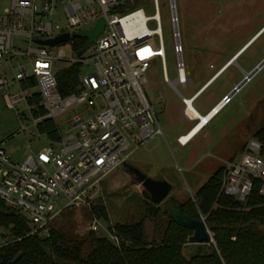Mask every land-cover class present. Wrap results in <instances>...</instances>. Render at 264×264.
I'll return each instance as SVG.
<instances>
[{
  "label": "built area",
  "instance_id": "built-area-1",
  "mask_svg": "<svg viewBox=\"0 0 264 264\" xmlns=\"http://www.w3.org/2000/svg\"><path fill=\"white\" fill-rule=\"evenodd\" d=\"M129 3L0 0V89L4 103L19 119L28 117L35 129L45 121L54 122L58 133L55 143L36 153L30 151L20 163L10 161L0 144V203L28 219L32 225L25 221L28 235H47L50 223L67 210L91 211L101 181L126 163L130 139L144 144L156 136L164 137L143 91L152 60L160 61L163 82L180 98L184 117L195 122L187 114L197 93L185 99L176 88H184L187 81L175 0H169L173 82L167 78L157 0L148 4L153 8L150 16L141 7L127 11ZM99 19L105 22L103 31L77 57L85 40L80 39L83 45L79 47L72 35L93 29ZM149 24L154 27L149 28ZM63 34L69 36L63 45L49 48L35 43ZM22 43L26 45L23 51ZM74 64L89 66L91 73L79 77L76 93L62 97L56 74ZM67 113L71 115L64 122L66 128L60 130L55 120ZM21 131L29 132L22 126ZM176 143L185 147L188 141H182L181 136ZM222 167L219 195L244 206L256 182L264 200L263 143L249 139L239 157ZM61 200L64 203L60 206ZM88 231L102 232L115 248L120 247L113 228L97 219L91 221ZM209 244H213L212 239Z\"/></svg>",
  "mask_w": 264,
  "mask_h": 264
},
{
  "label": "rangeland",
  "instance_id": "rangeland-1",
  "mask_svg": "<svg viewBox=\"0 0 264 264\" xmlns=\"http://www.w3.org/2000/svg\"><path fill=\"white\" fill-rule=\"evenodd\" d=\"M157 3L167 78L173 82L176 75L169 0H157ZM175 3L187 81L184 88H176L183 98L189 99L210 78L227 68L231 59L241 51L237 60L235 58L225 72L210 80L202 89V95L192 103L194 110L204 115L217 102H225L222 100L244 80L245 75L250 74L264 60V30L249 44L264 28V0H175ZM148 4H151V0L130 1L127 11L141 7L147 16L153 15L152 5ZM153 27V24H149V28ZM18 42L16 39L15 43ZM20 47L23 51L26 45L22 43ZM66 57L71 58L69 51H66ZM90 73L89 66H82L79 77ZM145 78L143 91L164 137L156 136L144 144L130 139L126 163L150 179L166 180L171 185L167 199L158 205L153 204L141 184L120 166L101 181L92 199V206L97 202L103 206L107 223L99 219L93 209L67 210L58 215L50 223V227L69 236L83 238L91 233L88 225L93 219L112 228L115 225L143 221L146 242L160 245L169 222V199H176L186 207L185 210L193 207L197 218L204 221V216L199 214L193 204L192 193L206 182L211 174L209 169L236 160L246 142L253 139L256 131L264 124V65L183 148L176 144V138L184 135L197 121L190 122L183 116L184 106L171 86L163 82L158 59L150 62ZM11 89L13 92V88ZM159 94L162 95L161 98ZM21 108L22 106L18 110ZM70 115L71 113H67L55 120L60 130L66 128L64 122ZM21 126L29 132H22ZM0 144L9 160L17 163L22 162L30 151L36 153L46 145L44 138L37 137L36 129L28 117L19 119L14 110L6 107L1 89ZM60 203L61 206L64 201L61 200ZM148 209L153 213L152 216L148 215ZM19 215L29 223L24 215ZM28 225L32 227L30 223ZM94 234L105 237L102 232L101 235ZM40 236L47 235L40 233ZM210 237L212 238L211 233ZM12 241L9 229L0 226V247ZM201 247L200 244L190 243L186 238L181 243L180 250L188 259Z\"/></svg>",
  "mask_w": 264,
  "mask_h": 264
},
{
  "label": "trees",
  "instance_id": "trees-1",
  "mask_svg": "<svg viewBox=\"0 0 264 264\" xmlns=\"http://www.w3.org/2000/svg\"><path fill=\"white\" fill-rule=\"evenodd\" d=\"M76 41L79 47L83 45L80 39ZM79 74L78 64L56 74L57 90L62 97L77 92ZM39 114L42 115V110ZM39 132L48 140H58L52 121L43 122ZM254 139L264 144V124L256 131ZM222 177L223 167H220L193 195V204L204 216L213 244L200 245L202 247L188 259L181 254L180 245L192 231L170 217L160 245L146 242L143 221L115 225L113 230L121 241L117 249L105 237L94 233L77 238L50 226L45 237L28 235L19 222L22 217L0 203V226L9 229L13 237L12 242L0 247V264H264V200L258 194L259 184L255 182L246 204L240 206L233 198L219 195ZM185 208L179 206L183 216L199 220L193 207ZM92 209L107 223L100 202ZM147 212L149 216L153 215L149 209Z\"/></svg>",
  "mask_w": 264,
  "mask_h": 264
},
{
  "label": "water",
  "instance_id": "water-1",
  "mask_svg": "<svg viewBox=\"0 0 264 264\" xmlns=\"http://www.w3.org/2000/svg\"><path fill=\"white\" fill-rule=\"evenodd\" d=\"M104 24H105L104 20L99 19L93 29L87 32L75 33L72 35L74 38L85 40L84 45L76 54L77 57H80L89 48L91 43L101 34L104 28ZM68 40H69V36L67 34H63L50 40H45V41L36 40L35 43L41 46L52 48L58 45H63L67 43ZM236 57L237 55H235L231 59L229 65L232 63L233 60L235 61ZM263 65H264V60L250 74L245 75L244 80L241 83H239L232 90V92L224 98V101L227 102L231 98V96L234 93H236L240 89V87ZM216 76H214L213 78H215ZM219 109L220 108H218L216 111H218ZM123 167L130 174L134 176V178L139 184H141V186L143 187L144 191L148 194L153 204L158 205L167 199L168 194L171 191V185L169 183H167L166 181L150 179L146 175L135 169L134 167L128 165L127 163H124ZM168 207L170 211L169 217L172 218L175 223L183 227H186L192 231V235L188 238V241L190 243L202 245V244H209L211 242L210 232L206 228L205 223L202 219L194 220V219H188L185 216H183L180 212L178 203L173 198L169 199ZM19 222L21 224V227L24 229L25 233H29V227L25 222V220L23 218H20Z\"/></svg>",
  "mask_w": 264,
  "mask_h": 264
},
{
  "label": "bare ground",
  "instance_id": "bare-ground-1",
  "mask_svg": "<svg viewBox=\"0 0 264 264\" xmlns=\"http://www.w3.org/2000/svg\"><path fill=\"white\" fill-rule=\"evenodd\" d=\"M264 30V28L254 36V38L249 42V44H251V42ZM256 41V40H255ZM254 41V42H255ZM247 44V46L249 47L250 45ZM246 46V47H247ZM245 49V48H243ZM242 49V50H243ZM244 51V50H243ZM241 53V51L239 52V54ZM239 54H237V56H239ZM234 62V60L232 61ZM226 69H224L225 71ZM223 72V71H222ZM221 72V73H222ZM219 73V72H218ZM218 73L216 75H218ZM220 73V74H221ZM215 75V76H216ZM210 82V80L208 81ZM205 90V89H204ZM226 102H220L218 105H216V107H214L207 115L205 116H200L192 106H189V112L187 115H189L193 120H196L197 123L196 125L193 127V129L186 133L185 135L182 136V141H188V143L209 123L210 119L212 117H214V115L216 114V110L218 108H221L222 106H225ZM215 110V111H214Z\"/></svg>",
  "mask_w": 264,
  "mask_h": 264
},
{
  "label": "crops",
  "instance_id": "crops-1",
  "mask_svg": "<svg viewBox=\"0 0 264 264\" xmlns=\"http://www.w3.org/2000/svg\"><path fill=\"white\" fill-rule=\"evenodd\" d=\"M224 69H226V68H224ZM224 69H223L222 71H224ZM226 70H227V69H226ZM226 70H225V71H226ZM222 71H220L219 73H221ZM225 71H224V72H225ZM219 73H218V74H219ZM222 73H223V72H222ZM222 73H221V74H222ZM221 74H220V75H221ZM214 76H215V75H214ZM214 76H213V77H214ZM217 76H218V75H217ZM213 77H212V78H213ZM212 78H210L209 80H212ZM209 80H208V81H209ZM208 81H207L203 86H201V87L195 92V93H197V94H196V98H195V100L198 99V98L202 95L203 92H201V91H202L203 88H205V87L208 85V83H209ZM195 100H194V101H195ZM218 104H219V103L217 102V103H216L213 107H211V108H210V109H209L204 115H202V114H199V115H200V116H205V115H207V114H208V113H209L214 107H216V105H218ZM183 116H184V115H183ZM195 121H196V120H195ZM40 125H41V124H40ZM40 125H39V126H40ZM195 125H196V124H194V125H193V126H192V127L186 132V133L190 132V131L193 129V127H194ZM39 126H38L37 129H36L37 133H39V136H37V137L44 138L45 143H46V145H45L44 147L49 146V145H52V143H55L56 141L48 140V138H47L45 135H43V134H41V133L39 132ZM186 133H185V134H186ZM185 134H184V135H185ZM198 134H199V133H198ZM181 136H183V135H180V136H178V137H181ZM178 137H177V138H178ZM177 138H176V139H177ZM193 139H194V138H193ZM193 139H192V140H193ZM192 140H191V141H192ZM191 141H190V142H191ZM176 144H177V143H176ZM187 144H188V143H187ZM54 146H55V145H54ZM180 148H183V147H180ZM220 167H222V166H218V167L213 166V168L209 169V170H210V173H211L210 176H211V175H212L217 169H219ZM210 176H209V177H210ZM209 177H208V178H209ZM159 181H161V180H159ZM164 181H166V180H164ZM206 181H207V180H206ZM166 182H167V181H166ZM167 183H168V182H167ZM204 183H205V182H204ZM204 183H203V184H204ZM203 184H202V185H203ZM202 185H201V186H202ZM201 186H200V187H201ZM200 187H198V188L192 193V195L195 194L196 191H197ZM170 192H171V191H170ZM173 199H174V198H173ZM175 200H176V199H175ZM176 202L178 203L179 206L181 205L177 200H176Z\"/></svg>",
  "mask_w": 264,
  "mask_h": 264
},
{
  "label": "flooded vegetation",
  "instance_id": "flooded-vegetation-1",
  "mask_svg": "<svg viewBox=\"0 0 264 264\" xmlns=\"http://www.w3.org/2000/svg\"><path fill=\"white\" fill-rule=\"evenodd\" d=\"M219 74H220V73H219ZM219 74H218V75H219ZM215 75H216V74H215Z\"/></svg>",
  "mask_w": 264,
  "mask_h": 264
}]
</instances>
